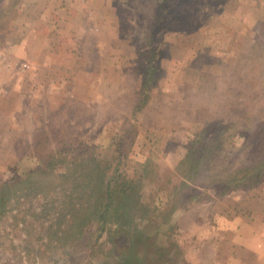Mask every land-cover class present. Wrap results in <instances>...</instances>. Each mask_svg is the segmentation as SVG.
Returning <instances> with one entry per match:
<instances>
[{
    "label": "rangeland",
    "instance_id": "obj_1",
    "mask_svg": "<svg viewBox=\"0 0 264 264\" xmlns=\"http://www.w3.org/2000/svg\"><path fill=\"white\" fill-rule=\"evenodd\" d=\"M232 253L264 264V0H0V264Z\"/></svg>",
    "mask_w": 264,
    "mask_h": 264
},
{
    "label": "trees",
    "instance_id": "obj_2",
    "mask_svg": "<svg viewBox=\"0 0 264 264\" xmlns=\"http://www.w3.org/2000/svg\"><path fill=\"white\" fill-rule=\"evenodd\" d=\"M129 179L130 178H126L122 175H118L117 177L113 175L112 178H110V180L107 181L101 176L102 187H98L97 189L95 187V189L97 190L96 193H98V198L102 199L101 204L98 200L96 207L97 210L100 208L102 210V208H104V210L100 214V217L103 219V222L106 221L108 215H110L111 219H114L115 221L117 220L119 221L121 219V215L119 214L121 212V205L123 203L121 200L122 198L129 199L130 191H132L130 190L131 189L130 187L132 185L135 186V183ZM125 183L127 184L129 183L127 185L128 188H123L122 185H124ZM98 185L100 186V184ZM105 199L106 202L104 203ZM119 199L121 200L118 201ZM127 264H131V263L128 262Z\"/></svg>",
    "mask_w": 264,
    "mask_h": 264
},
{
    "label": "crops",
    "instance_id": "obj_3",
    "mask_svg": "<svg viewBox=\"0 0 264 264\" xmlns=\"http://www.w3.org/2000/svg\"><path fill=\"white\" fill-rule=\"evenodd\" d=\"M231 245L233 246V244H232V242H231ZM252 247V246H251ZM232 249H233V247H232ZM230 260H231V263L232 264H237V262L239 261V260H241L240 259V257H239V255H234L233 253L231 254V257H230ZM249 261V260H248ZM257 261V260H256ZM253 262V261H252Z\"/></svg>",
    "mask_w": 264,
    "mask_h": 264
}]
</instances>
